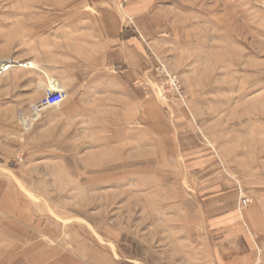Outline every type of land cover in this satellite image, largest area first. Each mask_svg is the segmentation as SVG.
Instances as JSON below:
<instances>
[{
	"label": "rangeland",
	"instance_id": "1",
	"mask_svg": "<svg viewBox=\"0 0 264 264\" xmlns=\"http://www.w3.org/2000/svg\"><path fill=\"white\" fill-rule=\"evenodd\" d=\"M85 10L0 0V264H264V0H158L139 76L61 81L23 130Z\"/></svg>",
	"mask_w": 264,
	"mask_h": 264
},
{
	"label": "crops",
	"instance_id": "2",
	"mask_svg": "<svg viewBox=\"0 0 264 264\" xmlns=\"http://www.w3.org/2000/svg\"><path fill=\"white\" fill-rule=\"evenodd\" d=\"M157 5L158 0H85V11L92 18L91 35H76L73 39L68 32L66 45L59 42V35H54L57 40L45 47L50 56V62L46 63L50 64L49 83H56L67 90L68 95L76 96L84 90L74 85L71 92L61 81L83 80L93 74L107 75L119 85L134 80L140 75V68L148 58L147 52L154 44ZM83 66L87 71L85 77L80 75ZM21 79L20 92L26 96L35 83ZM35 82L38 84V79ZM9 132L16 134L14 129ZM249 252L246 250V254L222 261V264H248ZM207 261L221 264L217 254L209 256Z\"/></svg>",
	"mask_w": 264,
	"mask_h": 264
},
{
	"label": "built area",
	"instance_id": "3",
	"mask_svg": "<svg viewBox=\"0 0 264 264\" xmlns=\"http://www.w3.org/2000/svg\"><path fill=\"white\" fill-rule=\"evenodd\" d=\"M65 98V92L54 84L44 89L42 96L31 103L26 111L17 112V120L23 130L32 128L41 112L47 108L59 106Z\"/></svg>",
	"mask_w": 264,
	"mask_h": 264
}]
</instances>
